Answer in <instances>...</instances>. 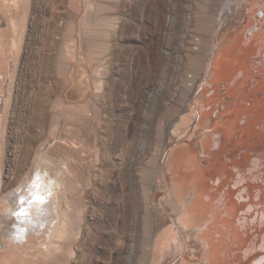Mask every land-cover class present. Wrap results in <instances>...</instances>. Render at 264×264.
I'll use <instances>...</instances> for the list:
<instances>
[{"label":"rangeland","instance_id":"374dc122","mask_svg":"<svg viewBox=\"0 0 264 264\" xmlns=\"http://www.w3.org/2000/svg\"><path fill=\"white\" fill-rule=\"evenodd\" d=\"M227 2L0 0V87L9 97L7 111L0 109V215L4 196L23 189L35 170L49 169L64 181L61 229L23 248L11 246L12 264L172 260L173 245L154 257L158 217L171 223L164 156L172 143L177 158L195 159L200 126L180 116L225 27ZM256 5L264 9V1ZM197 105L194 113L203 104ZM99 155L106 157V176L89 173ZM142 177L155 187L147 193L149 207L141 206L148 197L137 191ZM52 221L38 237L47 236ZM0 230H6L2 222Z\"/></svg>","mask_w":264,"mask_h":264},{"label":"bare ground","instance_id":"6f19581e","mask_svg":"<svg viewBox=\"0 0 264 264\" xmlns=\"http://www.w3.org/2000/svg\"><path fill=\"white\" fill-rule=\"evenodd\" d=\"M263 1L228 0L221 18L225 27L215 36L205 70L180 116L182 121L193 117V125L200 126L195 159L186 163L185 157L177 158L179 150H171L172 143L163 155L171 177V223L164 225L157 216L154 257L173 245L168 264H264V9L256 5ZM228 21L232 26L224 24ZM8 100L0 87V109L4 105L7 111ZM198 102L201 111L194 113ZM193 125L185 129L190 132ZM172 162L183 165L170 168ZM35 171L23 189L3 198L6 208L0 222L6 230H0V264L13 263V249L61 229L64 181L49 169ZM238 173L241 178L235 182ZM161 202L167 212V203ZM51 217L47 236L38 237Z\"/></svg>","mask_w":264,"mask_h":264},{"label":"crops","instance_id":"0c3cea01","mask_svg":"<svg viewBox=\"0 0 264 264\" xmlns=\"http://www.w3.org/2000/svg\"><path fill=\"white\" fill-rule=\"evenodd\" d=\"M97 149H95L94 151H98V152H102L103 150H101L99 147H95ZM98 160L95 161V163L99 164L95 169L94 171H89V173L92 174H95L96 176L97 175H103V176H106V173H109V168H104V166H101V164H105L107 163V161L104 159L106 158L105 156H101L99 155L98 156ZM99 169V170H98ZM121 177V175H119ZM137 176V175H136ZM150 175H148L149 177ZM139 178V176H138ZM144 177L141 178V183L137 182V184H139V186L137 187V191H141L142 194L144 195L143 197L147 196L148 197V194H150V192H155V187L153 186L152 182H149L150 181V178L147 179V182H144ZM140 180V178H139ZM117 182H119L118 184L120 185V189H125L127 188L126 184H122L121 181L119 179H117ZM136 190V189H135ZM148 193V194H147ZM150 204H153L151 202V200H149V197H148V200L146 201V198H143L142 200V203H141V206L142 207H149ZM77 253L75 252V260L76 258H79L77 255ZM76 264H79L78 262H76Z\"/></svg>","mask_w":264,"mask_h":264},{"label":"snow or ice","instance_id":"6c2138e0","mask_svg":"<svg viewBox=\"0 0 264 264\" xmlns=\"http://www.w3.org/2000/svg\"><path fill=\"white\" fill-rule=\"evenodd\" d=\"M37 199H42L41 197H38ZM22 214H24V213H22Z\"/></svg>","mask_w":264,"mask_h":264}]
</instances>
